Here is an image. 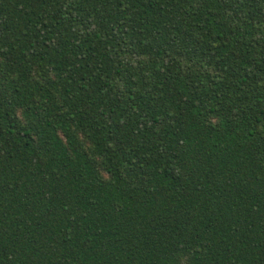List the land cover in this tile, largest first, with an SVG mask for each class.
Wrapping results in <instances>:
<instances>
[{
	"label": "trees",
	"instance_id": "1",
	"mask_svg": "<svg viewBox=\"0 0 264 264\" xmlns=\"http://www.w3.org/2000/svg\"><path fill=\"white\" fill-rule=\"evenodd\" d=\"M0 264H264V0H0Z\"/></svg>",
	"mask_w": 264,
	"mask_h": 264
}]
</instances>
